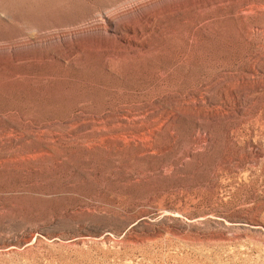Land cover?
Segmentation results:
<instances>
[{
    "label": "rangeland",
    "instance_id": "1",
    "mask_svg": "<svg viewBox=\"0 0 264 264\" xmlns=\"http://www.w3.org/2000/svg\"><path fill=\"white\" fill-rule=\"evenodd\" d=\"M175 1L0 0V264H264V9L97 37Z\"/></svg>",
    "mask_w": 264,
    "mask_h": 264
},
{
    "label": "bare ground",
    "instance_id": "2",
    "mask_svg": "<svg viewBox=\"0 0 264 264\" xmlns=\"http://www.w3.org/2000/svg\"><path fill=\"white\" fill-rule=\"evenodd\" d=\"M223 0H205L203 3V0H195L192 3V6L194 7H200V4L203 3L205 4L207 7L220 3ZM236 1V0H235ZM183 1H175L173 2L172 5H169L167 7H165L164 9H162L161 11L157 12L156 14H147L144 15V17L142 18L141 23H138L135 26H131V27H124L123 29H119L116 26V22L114 19H112L111 17H108L106 14L102 15L103 19L102 22L105 26V32L102 33H97V37L101 40H103V42L105 44H108L107 40L110 39L111 41L116 42V49H111L110 50V54H122L121 56H128L130 57H135L138 55L140 48H145L144 47V41H142L143 36L146 33V29H149V26H151V22L153 21V19L155 18V16H158L168 10H173L174 12H177L179 15L182 12L183 8ZM231 4V3H230ZM227 5V4H226ZM223 6V5H222ZM235 6V5H234ZM191 7V6H190ZM217 7V6H216ZM215 8V7H214ZM264 9V0H244L242 1V3H240L237 7V9L235 8V13L240 16L243 15H247L248 13H252L254 11H258V10H263ZM190 10V9H188ZM233 10V9H232ZM196 11V10H195ZM201 11V10H199ZM187 12V11H186ZM220 12V11H219ZM203 13V12H202ZM257 13V12H255ZM169 14V13H168ZM172 14V13H171ZM206 14V13H205ZM235 14V15H236ZM162 16V15H161ZM175 16V15H174ZM252 16V15H251ZM167 17V16H166ZM177 17V15H176ZM246 17V16H245ZM244 17V18H245ZM248 17V16H247ZM169 18V17H168ZM243 18V19H244ZM180 19V18H179ZM247 19V18H246ZM245 19V20H246ZM164 20V19H163ZM212 21V19H211ZM156 23V22H155ZM200 23V22H199ZM209 23V22H208ZM155 25V24H154ZM166 25V24H165ZM255 27L257 28H264V25H255ZM152 29V28H151ZM150 31V30H149ZM153 31V30H152ZM253 31V30H252ZM261 31V30H260ZM258 32V31H257ZM88 33L87 30H81L77 33H74L72 35H64L62 37V41H67L70 44H74L75 46H77V48L79 49L80 47H84L87 46L88 43V37L86 36ZM153 35V34H152ZM155 35V34H154ZM158 37V35H157ZM146 39V38H145ZM152 41V40H151ZM45 42V40L43 41ZM150 43V42H149ZM95 44V43H94ZM112 44V43H111ZM98 45V44H96ZM106 46V45H105ZM73 47V46H72ZM100 48V47H99ZM114 48V47H113ZM81 49V48H80ZM89 49V48H88ZM106 49V48H105ZM109 49V48H108ZM84 50V49H83ZM61 51V50H60ZM64 51V50H63ZM103 51V50H102ZM105 51V50H104ZM141 52V51H140ZM57 53V52H56ZM73 53L75 52H71L68 54V56H61L62 60L67 61V59H69L70 56L73 55ZM145 53V52H144ZM54 54V52H53ZM62 54V53H61ZM109 55V54H108ZM141 56V55H140ZM145 56V55H144ZM75 57V56H74ZM117 57V56H116ZM44 58V57H43ZM76 59V58H75ZM118 59V58H117ZM131 59V58H130ZM129 59V60H130ZM45 61V60H44ZM52 61V59H51ZM67 63V62H66ZM70 63V62H69ZM63 65V64H62ZM70 65V64H69ZM114 65V64H113ZM61 66V65H60ZM75 67V66H74Z\"/></svg>",
    "mask_w": 264,
    "mask_h": 264
}]
</instances>
